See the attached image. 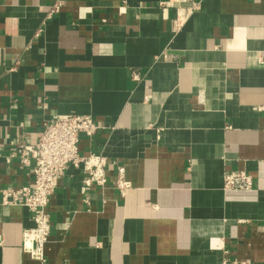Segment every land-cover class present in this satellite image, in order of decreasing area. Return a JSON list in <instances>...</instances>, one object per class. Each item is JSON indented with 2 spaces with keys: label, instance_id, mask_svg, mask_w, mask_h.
I'll return each mask as SVG.
<instances>
[{
  "label": "crops",
  "instance_id": "crops-1",
  "mask_svg": "<svg viewBox=\"0 0 264 264\" xmlns=\"http://www.w3.org/2000/svg\"><path fill=\"white\" fill-rule=\"evenodd\" d=\"M58 115L94 118L78 152L106 183L66 167L43 262L0 203V264H264V0H0V190L30 182L15 147Z\"/></svg>",
  "mask_w": 264,
  "mask_h": 264
},
{
  "label": "built area",
  "instance_id": "built-area-1",
  "mask_svg": "<svg viewBox=\"0 0 264 264\" xmlns=\"http://www.w3.org/2000/svg\"><path fill=\"white\" fill-rule=\"evenodd\" d=\"M167 2L165 4H170ZM53 5L49 12L56 11ZM196 8L195 4L182 8L178 17L174 19V27H178L186 17ZM98 125L89 115H58L49 119L43 125L34 143L20 141L14 150L19 162L30 166L31 180L19 187H6L0 190L2 205H19L25 207L31 216L33 225L22 230L21 248L30 258L43 262L45 248L50 234V219L47 205L59 179L66 167L72 165L81 167L87 172L84 183L103 186L106 183V158L101 154L89 153L81 155L78 152L80 136L91 137L96 133ZM114 186L123 193L130 183L125 178V168L116 163ZM252 177L244 171H225L223 173V187L233 189H249ZM246 261H223L222 264H246Z\"/></svg>",
  "mask_w": 264,
  "mask_h": 264
}]
</instances>
